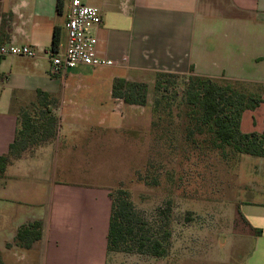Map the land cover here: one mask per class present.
<instances>
[{"label": "crops", "instance_id": "obj_1", "mask_svg": "<svg viewBox=\"0 0 264 264\" xmlns=\"http://www.w3.org/2000/svg\"><path fill=\"white\" fill-rule=\"evenodd\" d=\"M81 1L101 10L98 51L115 66L79 67L53 76L48 52L56 28L60 44L66 43L68 0L61 12L58 0H0L4 44L38 48L35 57L0 58V157L16 140L22 102L35 101L38 90L59 102L54 140L33 154L12 158L0 177L3 264H108L111 186L84 174L104 139L114 138L116 150L124 137L118 136L120 124L106 127L115 121L111 116L139 108L113 98L116 78L144 82L140 77L146 73L189 76L193 67L197 76L256 86L263 103L244 112L240 129L264 134V0ZM76 147L85 156L79 158ZM63 154L70 163L60 169L56 161L60 164ZM80 162L88 164L79 169ZM253 164L254 176L244 190L250 197L238 205L248 232L244 255L235 264H264V158ZM79 170L82 180L69 179ZM36 221L43 223L41 240L30 249L18 246V231Z\"/></svg>", "mask_w": 264, "mask_h": 264}, {"label": "rangeland", "instance_id": "obj_2", "mask_svg": "<svg viewBox=\"0 0 264 264\" xmlns=\"http://www.w3.org/2000/svg\"><path fill=\"white\" fill-rule=\"evenodd\" d=\"M186 78L163 77L162 88L156 91L157 73L143 74L140 79L150 88L148 106L118 110L111 116L115 121L106 125L123 126L118 136L124 137L116 150L114 138L108 137L94 152L96 156L87 153L94 154L87 167L88 163H78L79 169L83 165L88 169L86 178L93 175L96 181L109 184L113 195L121 189L129 193L144 216L149 236L171 234L164 257L112 253L108 264H235L244 255L243 237L248 229L238 215V205L240 199L250 197L244 190L251 184L253 163H259V158L228 148L213 150L198 134L187 139L182 103ZM246 89L258 92L256 86ZM32 102H22L19 112L33 113ZM45 144H29L22 155L33 154ZM75 149L79 158L85 156L82 148ZM66 157L62 155L60 164L56 161L60 169L70 163ZM84 175L79 170L69 179L82 180Z\"/></svg>", "mask_w": 264, "mask_h": 264}, {"label": "trees", "instance_id": "obj_3", "mask_svg": "<svg viewBox=\"0 0 264 264\" xmlns=\"http://www.w3.org/2000/svg\"><path fill=\"white\" fill-rule=\"evenodd\" d=\"M64 0H58V11ZM2 23H5L4 18ZM0 45L4 44V32H1ZM61 33L54 31L53 50L60 45ZM170 73H157L155 90L162 88L160 79L177 77ZM183 107L188 122V136L195 134L204 137V143L210 148L224 152L227 148L242 155L264 158V134H244L240 125L247 110H255L263 103L262 89L252 92L245 83L217 80L194 74V68L185 79ZM150 93L146 82L128 81L116 78L112 86V96L123 101L126 106L147 107ZM59 102L56 96L41 90L36 92V100L31 103L33 113L22 110L18 119V131L15 142L10 146L8 155L0 157V177L5 174L12 158H20L29 144L51 142L56 137L58 118L54 113ZM159 102H156L158 108ZM206 136V139H205ZM112 213L108 233V251L110 253L136 252L143 255L164 257L171 234L163 237L148 235L145 230L144 216L136 209L127 191L121 189L116 195L110 194ZM43 223L40 221L23 226L17 233L16 244L30 249L42 238ZM261 234V232H258ZM9 246V245H8ZM0 264H3L0 255Z\"/></svg>", "mask_w": 264, "mask_h": 264}, {"label": "built area", "instance_id": "obj_4", "mask_svg": "<svg viewBox=\"0 0 264 264\" xmlns=\"http://www.w3.org/2000/svg\"><path fill=\"white\" fill-rule=\"evenodd\" d=\"M69 6L65 21L66 43L57 50L48 52L51 74L61 76L79 67L105 69L115 66V62L102 57L98 51L97 30L101 26L102 12L81 0H68ZM37 46H18L15 43L0 45V58L10 56L35 57Z\"/></svg>", "mask_w": 264, "mask_h": 264}]
</instances>
